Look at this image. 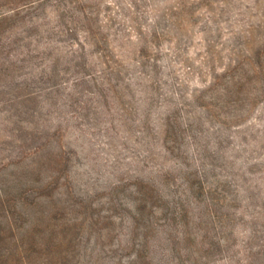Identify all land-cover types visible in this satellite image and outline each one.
<instances>
[{
  "label": "rangeland",
  "instance_id": "obj_1",
  "mask_svg": "<svg viewBox=\"0 0 264 264\" xmlns=\"http://www.w3.org/2000/svg\"><path fill=\"white\" fill-rule=\"evenodd\" d=\"M0 192L1 264H264V0H0Z\"/></svg>",
  "mask_w": 264,
  "mask_h": 264
},
{
  "label": "trees",
  "instance_id": "obj_2",
  "mask_svg": "<svg viewBox=\"0 0 264 264\" xmlns=\"http://www.w3.org/2000/svg\"><path fill=\"white\" fill-rule=\"evenodd\" d=\"M8 198L0 192V246L4 241L7 243L6 250L1 252L0 248V264L3 257V260L8 261V263L12 262V251L11 249L17 251V241L19 239L18 235H16L15 230L17 229V215L13 209L10 208V204L8 203ZM1 218L4 220V224L1 222ZM43 245V244H42ZM21 258H25V256H21Z\"/></svg>",
  "mask_w": 264,
  "mask_h": 264
}]
</instances>
